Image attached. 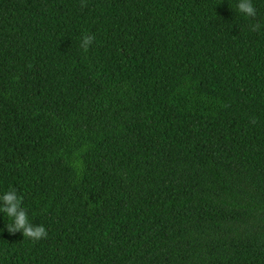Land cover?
Wrapping results in <instances>:
<instances>
[{
	"label": "trees",
	"instance_id": "1",
	"mask_svg": "<svg viewBox=\"0 0 264 264\" xmlns=\"http://www.w3.org/2000/svg\"><path fill=\"white\" fill-rule=\"evenodd\" d=\"M81 3L0 0V264H264V0Z\"/></svg>",
	"mask_w": 264,
	"mask_h": 264
},
{
	"label": "clouds",
	"instance_id": "2",
	"mask_svg": "<svg viewBox=\"0 0 264 264\" xmlns=\"http://www.w3.org/2000/svg\"><path fill=\"white\" fill-rule=\"evenodd\" d=\"M81 6H86L81 3ZM238 11L248 18L256 16V9L252 4V0H239L237 4ZM259 24L251 26L252 31H258ZM95 37L92 35H84L81 39L80 47L87 52L92 45ZM23 197L17 196L15 189H9L3 196H0V212L6 214L12 219V223L7 226L10 234L22 233L23 238L33 242L47 238V231L42 225H33L29 222L27 211L21 206Z\"/></svg>",
	"mask_w": 264,
	"mask_h": 264
}]
</instances>
